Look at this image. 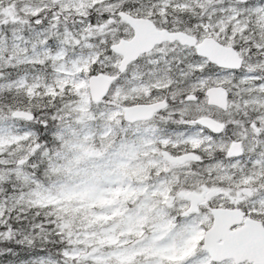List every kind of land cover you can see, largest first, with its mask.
<instances>
[{
    "label": "snow or ice",
    "instance_id": "1",
    "mask_svg": "<svg viewBox=\"0 0 264 264\" xmlns=\"http://www.w3.org/2000/svg\"><path fill=\"white\" fill-rule=\"evenodd\" d=\"M0 264H264V0H0Z\"/></svg>",
    "mask_w": 264,
    "mask_h": 264
}]
</instances>
